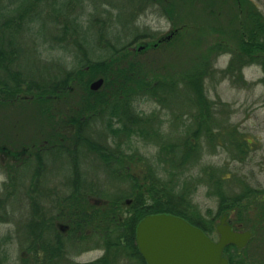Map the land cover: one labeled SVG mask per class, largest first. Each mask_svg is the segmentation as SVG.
I'll return each mask as SVG.
<instances>
[{
	"label": "trees",
	"instance_id": "obj_1",
	"mask_svg": "<svg viewBox=\"0 0 264 264\" xmlns=\"http://www.w3.org/2000/svg\"><path fill=\"white\" fill-rule=\"evenodd\" d=\"M150 1L160 5L169 20L168 32L156 35L134 24L133 14ZM132 3L131 23L120 24L119 8L105 1L99 6L94 0H0V166L7 174L0 191V224L14 225L1 234L0 262H13L9 247L16 241L25 264L77 262L68 255L82 253L85 247L79 244L93 237L86 248L95 246L105 253L91 262L125 258L145 264L135 243L136 225L156 213L181 216L209 236L223 214H231L237 230L249 229L257 238L264 232V188L246 184L226 164L202 162L205 154L216 152H224L228 160L245 161L256 148L254 140L230 121V104L207 96L205 79L217 73L214 59L229 53L232 58L221 75L256 64L262 69L258 82L264 84V14L253 0ZM190 4L197 10L187 9ZM205 12L224 21L207 23L201 19ZM84 13L87 21L81 19ZM95 33L100 34L97 42ZM26 42L43 67L54 64L52 72L36 77L23 69ZM178 50L184 54L175 66L179 60L173 52ZM98 78L102 85L91 89L90 83ZM179 90L186 91L189 101L184 108L171 103ZM148 100L157 107L144 110L141 105ZM20 103L25 105L22 112H31L39 122V141L4 137L2 108ZM173 132L180 135L172 136ZM81 149L113 165L128 180L129 190L118 197L99 196L79 167ZM55 152L68 159L73 184L54 197L57 204L47 216L35 197H46L50 182L57 186L49 179L46 158ZM231 182L238 183L239 190L230 192ZM61 185L66 188L62 181ZM200 186L215 198V210L202 212L193 201ZM16 194V209L22 208L27 216L26 228L9 214ZM243 250L227 245L228 264H259L248 262ZM259 255L264 259V253Z\"/></svg>",
	"mask_w": 264,
	"mask_h": 264
},
{
	"label": "rangeland",
	"instance_id": "obj_2",
	"mask_svg": "<svg viewBox=\"0 0 264 264\" xmlns=\"http://www.w3.org/2000/svg\"><path fill=\"white\" fill-rule=\"evenodd\" d=\"M100 1H105L111 3L113 6L119 8L117 16L120 24H128L131 23V13L130 10L134 5L132 0H94L96 5L100 6ZM260 11L264 14V0H253ZM146 4V6H142L136 13L133 14V22L138 25L140 28H144L145 26L156 33V35L164 34L168 32L171 28L169 20H167L160 12V5ZM191 6V7H190ZM187 6V9L197 10L196 6L190 4ZM92 7L89 8V12ZM121 11V12H120ZM187 11V10H186ZM228 11V9H226ZM81 19H85L86 21L89 19L87 17V13L82 14ZM201 19L205 20L207 23L216 24L222 23L224 19L222 17L214 16L209 12L202 13ZM98 32V31H97ZM111 31L108 32V34ZM123 34V31L121 32ZM100 34L95 33L94 40L97 42V37ZM205 38V35H204ZM148 39V38H146ZM49 43L47 42V46ZM23 47L22 52L25 55H22V60L20 61L23 69L26 70L32 76L41 77L48 72L53 71V66L43 67V63L38 61L36 53H32L31 49L28 46H31V43L26 42ZM138 47V46H137ZM49 48V47H48ZM31 55H27V51ZM49 51L61 54L59 50H50ZM173 52V51H172ZM175 54V58H178V62L175 63V66L181 64L180 57L184 54L182 51L178 50V52H173ZM38 55V54H37ZM31 56V57H30ZM45 56V55H43ZM232 55L229 53L219 54L214 60V68L217 70V73L213 77H207L205 79V91L207 96L210 99H213L215 102L223 101L224 103H229L232 108V113L230 114V121L233 122L238 128L244 133L245 136L252 138L254 140V146L256 148L249 152L247 155V159L245 161H232L228 160V155L224 152H216L213 154H205L203 156L202 162L213 165H223L226 164L228 169L231 171V174H237L238 177H241L242 180L251 186H260L264 188V84L258 82V80L262 76V69L259 65L256 64H245L242 66L241 70L238 68H234V70L226 73L225 75H221L219 73L220 70L226 68L229 64ZM70 60V58H67ZM64 64L63 62H60ZM32 72V73H31ZM241 72V75L239 74ZM187 94L185 90H179L176 92L175 96L171 99V103L177 104L179 108H184L185 105H188L189 101L186 100ZM23 103H20L16 108H10V106H4L2 108L4 112V137H7L8 140H24L25 142H36L39 141L42 134L40 132V124L36 121L32 113L22 112V107H24ZM141 107L149 111L150 109L157 107V103L151 100L144 101ZM2 112V113H3ZM1 113V115H3ZM225 115V114H224ZM3 119H1V124ZM0 124V125H1ZM167 129V126H166ZM180 134L172 133V136H177ZM143 150V149H142ZM147 150L153 151L151 148H147ZM46 158L49 159V179L54 180L57 184L50 182L48 191L50 192L46 194V197L36 196L35 198L38 200V209L42 208L47 216L52 215L54 212V205L57 204L55 198L57 194H61L66 191L67 188L70 187V184H73L71 180V165L69 164L68 159L61 154L49 153L46 155ZM1 163V160H0ZM78 164L79 167L83 170L84 179L87 178L91 180L94 185L89 186L94 189L97 194L103 198H111L118 197L121 194H124L129 190V182L128 180L119 175L116 171H114L113 165L104 163L100 159H98L95 155L88 153L87 151L80 150L78 155ZM7 174L2 166H0V191L3 192V182L6 181ZM21 176V172L19 171L18 180L23 179ZM61 181L64 182L66 188L61 185ZM60 185V186H59ZM229 191L239 190V184L236 182H231L229 185ZM55 187V188H53ZM206 186H200L193 196V201L197 204L198 208L204 212L207 208H211L213 210L216 209V200L214 197L208 196ZM37 194V193H36ZM19 194H16L15 197L10 199V203L13 205L15 209L12 212H9L11 218L15 221H20V226L22 228H26V219L27 216L21 214L23 209L18 207V197ZM96 198V197H94ZM41 199V200H40ZM252 214V213H251ZM231 217V214L229 215ZM219 222L217 219L216 223ZM59 227L62 226L61 222L56 223ZM239 225V224H238ZM241 226V225H240ZM14 229V225L12 224H0V237L1 234ZM242 230H245L242 229ZM249 230V229H247ZM218 233L215 232L211 237L213 240L218 239ZM67 243H71V241L66 240ZM93 237H89L86 240H83L79 244V247H86L93 243ZM94 246V245H93ZM9 255L11 256V260L13 264H25L20 261V254L22 253V246L17 243H13L9 247ZM72 248V247H69ZM75 248V247H74ZM95 249H89L85 252L79 253L76 255L77 251H72L71 259L72 261H86L94 259L96 256L101 254L100 248L94 246ZM264 253V232H260V235L257 238V235L252 232V238L249 240V243L245 245L243 250V255L248 256V262H255L259 264H264V259L259 257V253ZM67 264V261L59 260L57 264ZM69 264H75L70 262ZM113 264H140L139 262H129L126 261L125 258H122L121 262H114Z\"/></svg>",
	"mask_w": 264,
	"mask_h": 264
},
{
	"label": "water",
	"instance_id": "obj_3",
	"mask_svg": "<svg viewBox=\"0 0 264 264\" xmlns=\"http://www.w3.org/2000/svg\"><path fill=\"white\" fill-rule=\"evenodd\" d=\"M102 83V78L95 79L90 88L97 90ZM216 231L219 236L213 240L181 216L148 214L136 225L135 243L146 264H228L224 248L228 244L242 248L251 237L249 230H233L227 214L220 218Z\"/></svg>",
	"mask_w": 264,
	"mask_h": 264
},
{
	"label": "flooded vegetation",
	"instance_id": "obj_4",
	"mask_svg": "<svg viewBox=\"0 0 264 264\" xmlns=\"http://www.w3.org/2000/svg\"><path fill=\"white\" fill-rule=\"evenodd\" d=\"M143 48V47H142ZM227 221L229 222V224L231 225V221H230V219L227 217ZM63 227H65V226H63ZM231 227H232V229L233 230H237V229H235L234 228V226H232L231 225ZM237 231H240V230H237ZM251 237H252V232H251ZM243 248H245V247H243ZM89 249H95L94 247H92V248H86L85 247V249H83L84 251H82V252H85V251H87V250H89ZM98 249V248H97ZM100 250H101V254H99L98 256H96L94 259H91V260H86V261H79V262H73V263H75V264H88V263H94V264H98L97 262H91V261H95V260H97L99 257H101V256H103L104 255V253H105V251H104V249H102V248H100ZM224 251H225V249H224ZM223 251V255L226 257V259L228 260V258H227V256H226V253ZM229 262V261H228ZM103 264L105 263V264H113L114 262H102ZM140 264H142L141 262H139ZM145 263V262H144ZM0 264H13V262H11V261H8V262H0ZM101 264V263H100ZM146 264V263H145Z\"/></svg>",
	"mask_w": 264,
	"mask_h": 264
}]
</instances>
